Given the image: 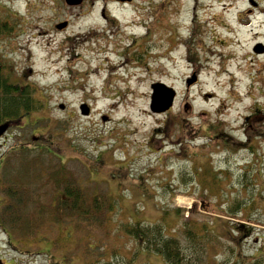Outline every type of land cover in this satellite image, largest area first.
<instances>
[{"label":"rangeland","instance_id":"rangeland-1","mask_svg":"<svg viewBox=\"0 0 264 264\" xmlns=\"http://www.w3.org/2000/svg\"><path fill=\"white\" fill-rule=\"evenodd\" d=\"M107 7L109 24L63 0H0V52L38 101L0 138V166L13 148L48 146L116 202L87 234L65 222L29 243L0 227L3 264H165L119 226L161 220L171 233L181 210L219 238L203 264H264V0ZM154 82L175 91L162 112Z\"/></svg>","mask_w":264,"mask_h":264},{"label":"trees","instance_id":"trees-1","mask_svg":"<svg viewBox=\"0 0 264 264\" xmlns=\"http://www.w3.org/2000/svg\"><path fill=\"white\" fill-rule=\"evenodd\" d=\"M10 32L9 22L1 19L0 35ZM37 107L32 91L14 81L12 65L0 52V122L18 120ZM0 167V227L17 241L31 243L47 236L46 226L65 222L74 232L101 230L116 206L105 191L82 184L72 167L48 146L13 148ZM180 217L171 233L161 220L127 221L119 228L144 250L159 254L165 264H203L209 246L219 238L207 223L184 218L182 210ZM228 259L229 255L221 264Z\"/></svg>","mask_w":264,"mask_h":264},{"label":"water","instance_id":"water-1","mask_svg":"<svg viewBox=\"0 0 264 264\" xmlns=\"http://www.w3.org/2000/svg\"><path fill=\"white\" fill-rule=\"evenodd\" d=\"M81 0H65L67 4H78ZM66 21H60L55 24V27L57 29H62L66 26ZM195 80V76L192 75L191 78L186 79L187 85H189L191 82ZM151 96H150V110L153 112H162L167 110L173 102L175 91L172 87H169L165 85L162 82H154L151 84ZM60 107H63V104L59 105ZM80 112L82 114H87L89 109L88 106L85 103H82L79 106ZM9 125L8 122H4L0 124V135L6 130L7 126ZM0 264H3L0 259Z\"/></svg>","mask_w":264,"mask_h":264},{"label":"flooded vegetation","instance_id":"flooded-vegetation-1","mask_svg":"<svg viewBox=\"0 0 264 264\" xmlns=\"http://www.w3.org/2000/svg\"><path fill=\"white\" fill-rule=\"evenodd\" d=\"M63 2L66 6H72V7H77V8H80L83 6H90L91 8H98L100 18L109 24L111 21L117 20L115 15H113L108 10L107 6L109 4H114L116 6H127L130 4H133L134 0H81L78 4H75V5L67 4L65 0H63ZM66 21L68 25V20ZM9 128H11V125Z\"/></svg>","mask_w":264,"mask_h":264},{"label":"bare ground","instance_id":"bare-ground-1","mask_svg":"<svg viewBox=\"0 0 264 264\" xmlns=\"http://www.w3.org/2000/svg\"><path fill=\"white\" fill-rule=\"evenodd\" d=\"M263 12L262 11H259L257 14L258 15H261ZM241 29H244V27H242ZM249 35V32H247L246 30L244 31V37H243V42H245V41H249V40H251V39H253L254 38V36L252 35V36H248ZM256 36H261V34L260 33H258V34H256ZM231 60H233V58H231ZM237 72H239V74H241V75H243V72H242V70H241V68H237Z\"/></svg>","mask_w":264,"mask_h":264}]
</instances>
